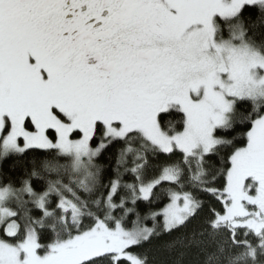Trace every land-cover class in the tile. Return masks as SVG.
I'll return each mask as SVG.
<instances>
[{"label": "snow or ice", "instance_id": "6c2138e0", "mask_svg": "<svg viewBox=\"0 0 264 264\" xmlns=\"http://www.w3.org/2000/svg\"><path fill=\"white\" fill-rule=\"evenodd\" d=\"M0 264H264V0H0Z\"/></svg>", "mask_w": 264, "mask_h": 264}, {"label": "trees", "instance_id": "16d2710c", "mask_svg": "<svg viewBox=\"0 0 264 264\" xmlns=\"http://www.w3.org/2000/svg\"><path fill=\"white\" fill-rule=\"evenodd\" d=\"M243 107H247V105H244ZM168 119L173 120V121H178V120L180 119V117H179V115H176V116H174V117H169ZM242 144H243V142H241V144H240L239 146H242ZM218 186H219V185H218ZM205 199H206V200H209V199H211V198L205 197ZM214 206L219 207L218 204H214ZM45 242H47V241H45Z\"/></svg>", "mask_w": 264, "mask_h": 264}]
</instances>
